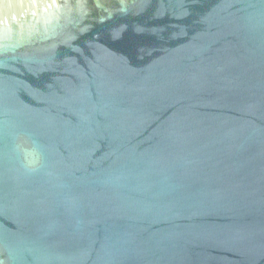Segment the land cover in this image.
Wrapping results in <instances>:
<instances>
[{"label": "water", "instance_id": "obj_1", "mask_svg": "<svg viewBox=\"0 0 264 264\" xmlns=\"http://www.w3.org/2000/svg\"><path fill=\"white\" fill-rule=\"evenodd\" d=\"M0 264H264V0H0Z\"/></svg>", "mask_w": 264, "mask_h": 264}]
</instances>
